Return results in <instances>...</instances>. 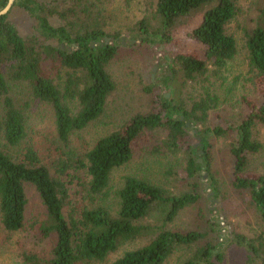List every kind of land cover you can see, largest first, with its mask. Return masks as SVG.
Masks as SVG:
<instances>
[{
    "label": "trees",
    "instance_id": "16d2710c",
    "mask_svg": "<svg viewBox=\"0 0 264 264\" xmlns=\"http://www.w3.org/2000/svg\"><path fill=\"white\" fill-rule=\"evenodd\" d=\"M238 1L154 0L157 25L151 27L144 17L137 20L128 46L163 47L164 53V46L173 43L174 32L184 21L207 6L200 22L187 33L201 45L202 54L193 50L170 57L163 54L157 65L164 70L142 90L154 94L161 84L169 95L156 92L155 107L134 114L98 138L81 158L70 150L71 136L102 114L115 89L107 67L123 43L118 32L104 29L101 0H15L13 6L25 10L35 22L36 34L27 39L8 20V12L0 16V222L10 231L24 226V184L30 183L45 207V218L36 232L41 238L55 239L50 257L26 256L31 264H90L140 239L145 240L143 245L123 252L112 264H167L171 254L183 248L192 252L183 264H222L233 246L246 250L249 264L263 260L264 231L256 236L235 229L221 233L215 214L211 215V232L217 234L213 240L209 232L168 227L179 211L198 201L200 195L194 190L174 194L146 179L125 175L115 192L116 210L112 212L101 202L109 195L112 170L128 163L138 141L150 133L159 136L149 149L152 154L184 156L185 175L177 176L172 168L167 175L174 179L205 177L212 200L219 199L221 182L212 167V139L229 134L234 160L231 187L248 196L264 224V173L246 171L250 156L261 149L255 132L264 126V0H249L242 27L248 61L243 80L254 96L239 97L243 115L233 126L209 124V113L220 100L211 78L223 72L237 51L226 25L236 14ZM6 3L0 0V9ZM51 17L57 19L56 25ZM188 83L203 87L189 104L178 97L180 87ZM11 90H21L52 110L56 136L71 155L60 162L56 173L62 176L69 168L84 170L88 177L83 183L88 199L84 205H70L65 181L52 175L31 146L20 156L10 153L20 148L28 129L26 110L16 103ZM195 137L197 147L191 142ZM155 209L161 211L160 218L148 221Z\"/></svg>",
    "mask_w": 264,
    "mask_h": 264
},
{
    "label": "rangeland",
    "instance_id": "374dc122",
    "mask_svg": "<svg viewBox=\"0 0 264 264\" xmlns=\"http://www.w3.org/2000/svg\"><path fill=\"white\" fill-rule=\"evenodd\" d=\"M248 2L249 0L238 1L236 14L226 25L227 33L233 35L236 40L237 51L223 72L219 76L211 78L220 100L218 106L209 113L210 126L223 128L233 126L243 115L239 97L243 94L254 96L252 87L243 80L247 72L248 61L242 27L248 16ZM206 7L200 8L184 21L177 32H174L173 43L164 46L165 52L163 53V47L151 50L141 45L130 47L127 44L135 32V23L140 18H146L151 27L157 25L158 21L154 18L153 10L154 0H101L102 15L105 18L104 29L107 32H118L123 43L118 54L107 67L115 83V89L107 97L102 114L88 123L80 132L71 136L70 150L75 154V158H81L98 138L117 129L134 114L144 113L155 107L154 95L156 92L169 93L161 88V84L158 87L159 90L156 89L154 94L145 93L142 86L150 79L154 81L156 75L164 70L157 65L163 54L170 57L176 52L191 50L198 55L202 54L201 45L189 38L187 33L200 22ZM7 16L23 38L27 39L36 34L33 18L22 8L11 7ZM50 21L55 25L58 23L55 17H51ZM132 43L135 44L134 40ZM173 84H175V80H173ZM11 91V96L15 98L16 103L22 105L26 110L28 129L27 136L20 148L18 150L11 148L10 153L15 157L20 156L27 146H31L39 161L49 168L52 175L60 176L65 181L70 195V205L74 207L84 205L88 202L83 184L88 177L84 170L69 168L62 176L56 173L60 162L68 160V156L71 155L68 150L63 148L56 136L52 110L46 104L31 100L21 90L20 92ZM202 91V85L188 83L184 87H180L178 97L189 104ZM158 137V135L150 133L144 139L141 138L134 147L132 159L112 170L109 195L101 201L103 205L112 212L115 211L118 202L115 192L120 187L125 175H134L161 185L174 194L194 190L200 195L196 203L179 211L173 221L169 223L168 227L172 230L209 232L208 238L213 240L217 234L211 232V215L215 214L219 218L218 223L222 226L221 233L227 234L229 230L235 229L248 236H256L264 231V224L258 220V214L250 206L248 196L231 187L234 161L229 152L231 135L227 134L212 139V167L221 182V197L214 201L209 195V186L205 177L193 176L174 179L167 175L170 168L178 172L177 176L185 175L184 156L170 153L152 154L149 149ZM255 137L261 142V149L250 156L246 171L264 173V126L257 128ZM191 142L193 146H198L197 137ZM199 152L200 150L197 151L198 154H200ZM24 188L27 199L24 226L19 230L10 231L5 229L0 222V264H31L26 257L31 254L39 258L51 256L54 237L41 238L36 232L37 225L45 218L44 204L32 184L25 183ZM160 216L161 211L155 209L148 221L152 222ZM144 243L143 239L126 242L117 251L108 254L104 260L90 264H112L123 252ZM191 253V249H177L168 258L167 264H183ZM246 256L245 249L233 246L227 250L222 264H249L246 261ZM251 264H264V256L263 260Z\"/></svg>",
    "mask_w": 264,
    "mask_h": 264
},
{
    "label": "water",
    "instance_id": "95a60500",
    "mask_svg": "<svg viewBox=\"0 0 264 264\" xmlns=\"http://www.w3.org/2000/svg\"><path fill=\"white\" fill-rule=\"evenodd\" d=\"M14 1L15 0H7L6 5L0 9V16L7 14V12L11 9V7H13ZM153 69L155 70L156 66ZM165 95L168 96L169 93H166ZM186 124L189 125L188 122Z\"/></svg>",
    "mask_w": 264,
    "mask_h": 264
}]
</instances>
